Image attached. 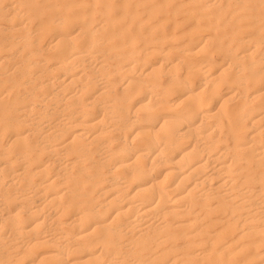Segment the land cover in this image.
<instances>
[{
	"label": "bare ground",
	"instance_id": "6f19581e",
	"mask_svg": "<svg viewBox=\"0 0 264 264\" xmlns=\"http://www.w3.org/2000/svg\"><path fill=\"white\" fill-rule=\"evenodd\" d=\"M0 264H264V0H0Z\"/></svg>",
	"mask_w": 264,
	"mask_h": 264
}]
</instances>
